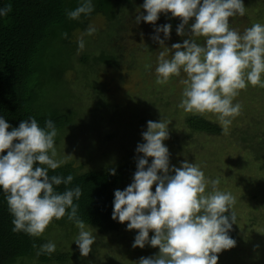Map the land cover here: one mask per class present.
I'll list each match as a JSON object with an SVG mask.
<instances>
[{"label":"clouds","instance_id":"clouds-1","mask_svg":"<svg viewBox=\"0 0 264 264\" xmlns=\"http://www.w3.org/2000/svg\"><path fill=\"white\" fill-rule=\"evenodd\" d=\"M140 7L146 15H137L135 24L155 25L161 13H170L171 18L181 20L176 34L188 36L170 50L164 40L170 38L171 25L154 29L156 35L151 38L164 49L155 68L156 83L167 84L183 72L186 78L181 81L184 88L178 107L186 113L214 114L226 134L241 111V105L233 103L240 90L248 85L264 88V24L254 23L243 33L230 27L229 18L246 13L243 0H144ZM10 11L11 6L0 8V17ZM93 11V0H78V6L66 15L69 20H79ZM96 31L88 25L77 38L78 51L85 48L84 38ZM61 37L66 39L67 33ZM197 38H203V44ZM170 52L171 57L166 58ZM168 125L162 119L147 122L141 133L143 143L135 149L142 156L137 158L132 182L124 190L114 191L111 218L127 222L128 231L138 230L133 248L148 245L159 249L136 264H217V254L236 246L229 236L237 220L232 210L235 198L219 190V179H207L194 162L185 160L180 167L170 168L169 150L163 143L169 138ZM57 135L51 119L41 127L30 116L12 127L0 116V192L13 217V233L39 237L53 219L67 217L78 229L72 243L81 257H87L96 230L78 215L79 205L74 201H79L82 190L78 185L67 187L74 179L71 174L49 175L64 163L55 158ZM110 174H116L114 168ZM62 184L65 190L57 191ZM55 250V243L49 241L39 246L36 255H51Z\"/></svg>","mask_w":264,"mask_h":264},{"label":"rangeland","instance_id":"rangeland-1","mask_svg":"<svg viewBox=\"0 0 264 264\" xmlns=\"http://www.w3.org/2000/svg\"><path fill=\"white\" fill-rule=\"evenodd\" d=\"M143 2L133 0L132 10L121 6L119 14L121 17L125 14V18L115 20L119 21L118 35L108 42V48L118 56L119 65L92 64V67L81 62L83 54L98 55L102 36L110 30L109 18L102 15L91 20L90 24L97 31L84 38V50L74 48L72 58L54 62L59 68L54 73L58 75L45 87L40 108L44 113L70 112L73 118L64 133L56 137L55 158L63 160V164L70 162L83 172L105 169L104 153L111 152L115 159L108 164L120 160L119 152V158H138L142 154H137L135 149L138 143H143L141 133L146 130L147 122L161 119L169 122V138L163 143L169 150L170 168L180 167L185 160L194 162L207 179H219V190L230 192L235 198L232 210L237 220L232 229L236 246L217 254V264H264V88L248 85L240 90L233 103H239L241 111L226 134L214 114L184 112L178 104L185 74L181 72L180 76L171 77L164 85L156 83L155 68L164 49L151 37L156 35V27L172 23L161 13L155 25L143 21L135 24L137 15H146L140 7ZM243 3L245 15L229 18L230 27L240 33L254 23L264 24V0H243ZM192 22L190 20L189 24ZM180 23L178 18L176 29ZM185 30L189 31L188 26ZM82 32L73 34L74 42ZM159 36L164 40L162 32ZM187 38L178 36L172 28L164 46L171 50L172 44L183 43ZM197 42L203 44V38H197ZM170 57L171 52L166 58ZM66 65L67 69L70 66L67 72ZM101 101L108 103L110 109L103 103L99 105ZM192 117L204 118L216 125L219 132L192 131L187 125ZM169 174L174 175V172ZM151 190L155 191V185ZM126 225L127 222L120 223L118 231L105 234L95 229L96 241L87 257H81L78 247L72 243L78 229L69 239L65 232L70 229L65 231L64 228L49 233L48 239L55 243L57 253L71 255L66 264H136L141 257L158 253V248L148 245L143 249L133 248L138 230L128 231ZM152 235L150 231L149 238ZM77 255L79 258L75 259Z\"/></svg>","mask_w":264,"mask_h":264},{"label":"trees","instance_id":"trees-1","mask_svg":"<svg viewBox=\"0 0 264 264\" xmlns=\"http://www.w3.org/2000/svg\"><path fill=\"white\" fill-rule=\"evenodd\" d=\"M93 5L94 11L89 16L82 15L79 20H69L66 13L78 6V0H0V8L11 6V11L5 17H0V116H3L12 127H18L21 120H27L30 116L36 118L41 127L44 126L45 120L51 119L60 135L73 122L70 112L44 113L40 108V99L48 82L58 75V72L54 73L59 69L58 66L56 67V61L58 63L64 58L68 60L74 56L78 46L72 38L73 34L76 31H85L97 15L109 18L110 30L102 36V46H99L101 49L95 50L98 51V55L83 54L81 62L92 67V64L95 66L117 64L118 56L114 51H110L108 42L115 40L118 35L119 21L115 22V20L125 18V14L122 17L119 14L122 10L121 6L125 5L124 7L132 10L133 0H93ZM163 16L172 23L171 29L176 30L178 17L171 18L170 13ZM62 33H67L66 39L61 37ZM68 63L70 64V61ZM67 65L66 72L70 67L67 69ZM102 101L99 105L103 103V106L110 109L109 104ZM187 125L194 132L206 134L219 132L216 125L201 117L190 118L187 120ZM120 155L119 152V162L116 161L114 164L112 161V165L108 164V161L114 159L111 152L104 153L107 159L103 166L105 169L101 170L83 172L72 163L65 162L55 171H49L50 176L66 177L71 174L74 177L73 182L67 187L78 185L82 190L79 201H74L79 205L78 215L102 234L118 231L120 223L111 218L114 191L124 190L132 182L136 171L137 158L123 159L119 158ZM113 168L116 171L115 175L110 174V169ZM56 190L63 192L65 186L62 184ZM12 219L4 193L0 192V264L33 262L66 264L71 260L70 254L56 251L51 255H36L39 246L49 241V233L56 230L59 232V229L64 228L65 231L70 229L65 232L67 239L69 235L74 234L77 228L67 220V217L60 220L53 219L39 237H30L22 232L13 233ZM229 236L235 239L236 234L233 229L229 232ZM33 245L36 247L34 248ZM78 258L77 255L75 259Z\"/></svg>","mask_w":264,"mask_h":264}]
</instances>
